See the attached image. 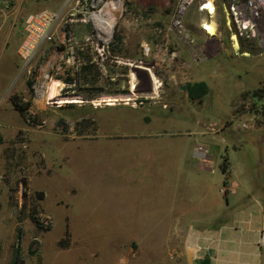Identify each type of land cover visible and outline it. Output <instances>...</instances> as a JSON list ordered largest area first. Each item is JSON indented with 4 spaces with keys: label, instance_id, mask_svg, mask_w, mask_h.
I'll return each instance as SVG.
<instances>
[{
    "label": "rangeland",
    "instance_id": "rangeland-1",
    "mask_svg": "<svg viewBox=\"0 0 264 264\" xmlns=\"http://www.w3.org/2000/svg\"><path fill=\"white\" fill-rule=\"evenodd\" d=\"M115 1L12 0L8 9H0V264H11L19 227L25 264H42L43 242L56 239L60 249L82 238L106 239L121 254L146 257L147 244L154 242L153 230H134L138 236L127 238L129 229H116L117 207L137 202L118 195L124 181L134 185L135 173L130 164L117 168L115 160H131L139 131L166 138L170 132L172 138L196 146L197 155V148L203 146L209 160L207 139L197 140L196 135L210 136L223 126L236 150L230 146V154L244 167V175L258 180L260 169L264 175V54L254 50L252 56L234 57L225 41L226 55L203 58L201 40L193 46L164 33L173 0H120L121 9L115 11L113 26H108L103 9ZM44 9L60 16L32 58L24 60L19 48L26 36V18ZM200 17L196 6L187 13L191 31H198ZM115 33L124 40L120 55L108 51ZM149 43L152 53L148 55L144 47ZM87 58L95 65L91 73L82 69ZM136 66L142 68L140 76ZM132 73L134 88L148 83L153 73L160 80L159 95L114 105L100 100L104 95L128 93ZM69 76L79 78L78 82L69 84L65 80ZM54 79L63 83L64 97L82 101L62 104L57 98L49 99ZM196 82H205L208 91L192 99L188 87ZM260 88L261 96L254 95ZM13 94L31 102L35 123L14 108ZM234 111L239 115L233 117ZM235 120L242 124L239 129ZM259 180L264 190V176ZM87 206L101 208V213L89 215L106 222L97 220L87 228L76 225L74 217ZM36 211L50 230H40L32 221L30 214ZM260 222L264 226L263 216ZM67 228L70 243L61 246Z\"/></svg>",
    "mask_w": 264,
    "mask_h": 264
},
{
    "label": "crops",
    "instance_id": "crops-1",
    "mask_svg": "<svg viewBox=\"0 0 264 264\" xmlns=\"http://www.w3.org/2000/svg\"><path fill=\"white\" fill-rule=\"evenodd\" d=\"M236 89L237 102L240 87ZM235 123L238 129L242 126L237 120ZM168 134L166 138L165 134L139 131L131 160H115L117 168L130 164L137 173L132 177L134 185L124 181L123 192L118 193L135 198L137 204L117 207L116 229H129L127 238L138 236L134 230H153L150 238L154 242L147 244L146 257L121 254L106 239L73 240L63 249L56 239L48 243L51 247L43 242L42 264H264V226L260 222L264 190L257 183L264 176L261 169L259 181L244 175V167L230 154L231 148L236 150L223 126L210 136L196 135L197 140L207 139L209 160L199 158L196 146ZM226 157L228 160H222ZM225 161L228 175L221 170ZM143 201L146 205H139ZM100 211L96 206L84 207L74 222L92 227L99 219L89 213Z\"/></svg>",
    "mask_w": 264,
    "mask_h": 264
},
{
    "label": "built area",
    "instance_id": "built-area-1",
    "mask_svg": "<svg viewBox=\"0 0 264 264\" xmlns=\"http://www.w3.org/2000/svg\"><path fill=\"white\" fill-rule=\"evenodd\" d=\"M11 1L0 0V9H8ZM193 6H196L201 15L197 24L198 31H191L185 19ZM59 16V12L44 9L26 18V36L19 48V54L24 60L32 58L38 44ZM163 31L165 34H174L193 46L201 40L202 45L198 47L205 56L203 58L226 55L225 41L229 43L234 57L252 56L254 50L262 55L264 0H173V8ZM144 50L148 55L152 53L150 43ZM102 51L105 52L104 46ZM200 151L205 152V156H200ZM197 152L201 159L208 160L207 150L203 146H199Z\"/></svg>",
    "mask_w": 264,
    "mask_h": 264
},
{
    "label": "trees",
    "instance_id": "trees-1",
    "mask_svg": "<svg viewBox=\"0 0 264 264\" xmlns=\"http://www.w3.org/2000/svg\"><path fill=\"white\" fill-rule=\"evenodd\" d=\"M109 48L108 51H111L114 55H120L123 53L124 51V40H123V36L120 33H115L113 35V39L111 40V42L108 44ZM88 59V62H86L85 64L82 65V69L84 72H88L91 73V71L94 68V63H89L90 59ZM77 77H72L69 76L68 78H65V80L69 83V84H76L78 82ZM30 85H32V82H29ZM189 90V95L192 99H196V98H201L205 93H207L208 91V87L207 84L205 82H196L192 85H190L188 87ZM261 91H263L262 88L256 90L254 92V95H259L261 96ZM125 92H128V90H125ZM12 104L14 105V108L20 113L21 116H23L26 120L29 121V123H35L36 119L34 118V116H32L31 114V102L29 100H26L22 95L20 94H13L10 98ZM72 105V104H71ZM228 162L225 161L222 165H221V170L228 175ZM36 213H31L30 217L32 219V221L37 225V227L40 230H50L51 229V225H47L44 226V224L41 222V220L38 218V216H36ZM70 229L67 228L66 231V236L65 238H63L60 241V245L61 246H68L70 243ZM23 239V230L21 227H19L17 229V233H16V241H15V246H14V251H13V259L11 264H25V260L22 256V251H21V242ZM36 242H33L31 244V248H30V253L34 254L35 251L32 249V246L35 244Z\"/></svg>",
    "mask_w": 264,
    "mask_h": 264
},
{
    "label": "bare ground",
    "instance_id": "bare-ground-1",
    "mask_svg": "<svg viewBox=\"0 0 264 264\" xmlns=\"http://www.w3.org/2000/svg\"><path fill=\"white\" fill-rule=\"evenodd\" d=\"M121 9V1L120 0H116L115 2H109L105 8L103 9L104 14L107 17L108 20V26H113L114 21H115V11L120 10ZM103 17V16H102ZM107 26V25H106ZM107 26V27H108ZM153 81H154V92L152 93V97H156L157 95H159V79L153 74L151 73ZM132 78H133V82H132V89L134 88V83H135V75L134 73H132ZM60 86H63V83L59 80H52V82L49 84V88H48V98L49 99H53V98H57L59 103L65 104L68 102H73V103H80L82 100L77 98V97H64L61 94V89ZM121 98H125L123 100H131V97H127V95H123V94H119V95H104L102 96V98L100 99L102 102L103 101H107L108 104L110 105H114L117 103V101L122 100ZM134 100V99H133ZM127 102H131V101H127ZM97 105V103H95ZM200 156H205V152L200 151L199 152Z\"/></svg>",
    "mask_w": 264,
    "mask_h": 264
},
{
    "label": "water",
    "instance_id": "water-1",
    "mask_svg": "<svg viewBox=\"0 0 264 264\" xmlns=\"http://www.w3.org/2000/svg\"><path fill=\"white\" fill-rule=\"evenodd\" d=\"M142 68L140 66H136V71L138 72V76L139 72H142L141 70ZM154 83H153V78H151L148 83H146L144 86H137L134 89H131L128 93H125L123 95H127V97H131V100L138 98V97H152V93L154 92ZM122 100L119 101H131V100H123L125 98H121ZM107 103V101H104Z\"/></svg>",
    "mask_w": 264,
    "mask_h": 264
}]
</instances>
